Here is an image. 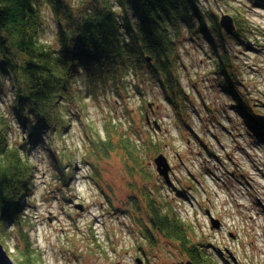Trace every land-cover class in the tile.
<instances>
[{
    "label": "rangeland",
    "instance_id": "rangeland-1",
    "mask_svg": "<svg viewBox=\"0 0 264 264\" xmlns=\"http://www.w3.org/2000/svg\"><path fill=\"white\" fill-rule=\"evenodd\" d=\"M62 1V12L63 7L75 11L81 2H92ZM200 2L206 16L221 21L229 15L243 28L239 38L224 32L222 40L184 29L180 71L191 100L184 117L175 115L152 80L143 96L131 92L117 98L95 89L97 97L92 98L86 92L95 86L81 77L68 105L67 130L60 136L48 132L34 143L16 117L12 81H2L0 115L10 125L6 141L24 146L33 170L24 218L44 264L185 262L177 243L155 231L156 247L143 238V229L150 227L144 201L148 194L188 223L193 240L218 264H264V140L248 130L243 113L232 108L235 102L221 89L229 85L215 69L220 54L233 60L230 87H242L264 120V0ZM39 6V40L57 49L58 5L39 0ZM105 126L114 132L115 143L118 132L138 145L142 165L134 166L121 150L107 158L94 154L89 140L97 133L103 138ZM154 143L161 145V153L151 152ZM159 155L171 167L170 184L157 172L154 160ZM1 240L16 262L13 240Z\"/></svg>",
    "mask_w": 264,
    "mask_h": 264
},
{
    "label": "trees",
    "instance_id": "trees-1",
    "mask_svg": "<svg viewBox=\"0 0 264 264\" xmlns=\"http://www.w3.org/2000/svg\"><path fill=\"white\" fill-rule=\"evenodd\" d=\"M91 1L81 2L75 11L63 7L62 12V0H48L58 5L54 8L59 16L54 49L39 40V0H0V97L2 81L9 78L15 90L16 117L34 143L48 132L60 136L67 130L71 120L68 105L73 104L82 78L88 86H95L86 92L92 98L97 97L95 89L112 92L117 98L131 92L143 96L145 84L152 80L175 115L184 117L191 104L180 71L179 43L184 29L191 35L197 29L204 38H225L221 21L206 16L200 0ZM242 28L237 24V32L229 36L239 38ZM217 58L215 69L229 85L222 83L221 89L235 102L237 107L232 108L243 113L248 130L264 140V120L256 115L242 87H230L233 60L222 54ZM4 119L0 115V241L13 240L16 264H44L30 241L32 228L24 213V198L32 190V166L24 157V146L7 143L10 125ZM104 130L103 138L96 132L97 138L89 140L96 156L107 158L121 150L134 166L142 165L136 143L131 145L118 132L115 143L114 132L108 126ZM160 149L161 145L154 143L151 152L159 154ZM138 168L146 173L143 166ZM144 201L150 227L143 229V238L152 247L157 246L155 231L177 243L183 256L194 264H218L193 240L192 227L169 205L149 194Z\"/></svg>",
    "mask_w": 264,
    "mask_h": 264
},
{
    "label": "water",
    "instance_id": "water-1",
    "mask_svg": "<svg viewBox=\"0 0 264 264\" xmlns=\"http://www.w3.org/2000/svg\"><path fill=\"white\" fill-rule=\"evenodd\" d=\"M221 27L222 29L229 35H234L237 32V26L235 23L234 18L229 15H224L221 20ZM151 107V105H149ZM154 163L157 168L158 174L164 178V180L170 184L169 173L171 171V167L168 164L167 159L163 155H159L155 160ZM212 225L215 228H218L219 223L217 221H212ZM138 264H144L140 259L137 260ZM0 264H15V262L10 258L7 251L5 250L3 244L0 241ZM188 264H194L193 262H188Z\"/></svg>",
    "mask_w": 264,
    "mask_h": 264
},
{
    "label": "bare ground",
    "instance_id": "bare-ground-1",
    "mask_svg": "<svg viewBox=\"0 0 264 264\" xmlns=\"http://www.w3.org/2000/svg\"><path fill=\"white\" fill-rule=\"evenodd\" d=\"M258 5L260 6V4H258ZM256 6H257V4H256ZM35 147H36V144H35V146L33 148H35ZM27 150H28L29 154L32 155V148L29 147V148H27ZM24 157H27V159H28V155L27 154H24ZM210 157L213 158L214 155H211Z\"/></svg>",
    "mask_w": 264,
    "mask_h": 264
},
{
    "label": "flooded vegetation",
    "instance_id": "flooded-vegetation-1",
    "mask_svg": "<svg viewBox=\"0 0 264 264\" xmlns=\"http://www.w3.org/2000/svg\"><path fill=\"white\" fill-rule=\"evenodd\" d=\"M148 115V114H147ZM188 262H190V260L188 258H185V262L183 263H178V264H188Z\"/></svg>",
    "mask_w": 264,
    "mask_h": 264
}]
</instances>
